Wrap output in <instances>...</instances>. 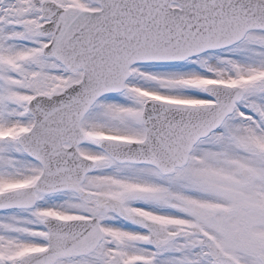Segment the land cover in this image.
I'll return each mask as SVG.
<instances>
[{"label":"snow or ice","instance_id":"snow-or-ice-1","mask_svg":"<svg viewBox=\"0 0 264 264\" xmlns=\"http://www.w3.org/2000/svg\"><path fill=\"white\" fill-rule=\"evenodd\" d=\"M0 264H264V0H0Z\"/></svg>","mask_w":264,"mask_h":264}]
</instances>
